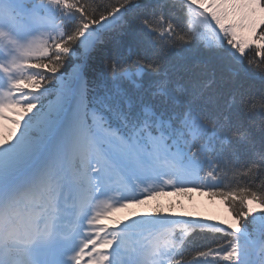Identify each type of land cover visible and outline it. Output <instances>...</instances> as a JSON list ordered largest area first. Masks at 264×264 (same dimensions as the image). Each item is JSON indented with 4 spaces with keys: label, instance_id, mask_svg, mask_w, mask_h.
I'll list each match as a JSON object with an SVG mask.
<instances>
[{
    "label": "snow or ice",
    "instance_id": "6c2138e0",
    "mask_svg": "<svg viewBox=\"0 0 264 264\" xmlns=\"http://www.w3.org/2000/svg\"><path fill=\"white\" fill-rule=\"evenodd\" d=\"M0 264H264V0H0Z\"/></svg>",
    "mask_w": 264,
    "mask_h": 264
},
{
    "label": "rangeland",
    "instance_id": "374dc122",
    "mask_svg": "<svg viewBox=\"0 0 264 264\" xmlns=\"http://www.w3.org/2000/svg\"><path fill=\"white\" fill-rule=\"evenodd\" d=\"M166 204L176 206L174 210L183 211L189 215L195 216H209L213 219H228V213L226 209L221 204L207 205L203 198H196L191 203L185 202H171L163 200L158 203L159 206H162L165 210Z\"/></svg>",
    "mask_w": 264,
    "mask_h": 264
},
{
    "label": "trees",
    "instance_id": "16d2710c",
    "mask_svg": "<svg viewBox=\"0 0 264 264\" xmlns=\"http://www.w3.org/2000/svg\"><path fill=\"white\" fill-rule=\"evenodd\" d=\"M191 196L193 197V195L191 194ZM177 198H180L182 200H185V201H189V199L187 198V196H179ZM203 199L205 200V202L209 205H215V204H221L225 209V205H223L219 199H209L207 196H203ZM227 211V210H226Z\"/></svg>",
    "mask_w": 264,
    "mask_h": 264
}]
</instances>
